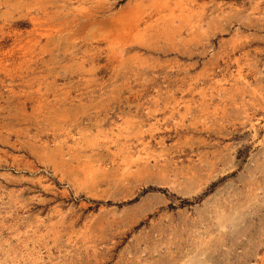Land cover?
<instances>
[{
  "label": "rangeland",
  "instance_id": "374dc122",
  "mask_svg": "<svg viewBox=\"0 0 264 264\" xmlns=\"http://www.w3.org/2000/svg\"><path fill=\"white\" fill-rule=\"evenodd\" d=\"M0 264H264V0H0Z\"/></svg>",
  "mask_w": 264,
  "mask_h": 264
}]
</instances>
